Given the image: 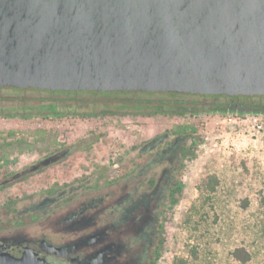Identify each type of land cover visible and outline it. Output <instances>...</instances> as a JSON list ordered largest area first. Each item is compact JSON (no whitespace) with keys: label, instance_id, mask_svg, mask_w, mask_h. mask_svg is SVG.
Returning <instances> with one entry per match:
<instances>
[{"label":"water","instance_id":"95a60500","mask_svg":"<svg viewBox=\"0 0 264 264\" xmlns=\"http://www.w3.org/2000/svg\"><path fill=\"white\" fill-rule=\"evenodd\" d=\"M3 87L264 95V0H0ZM70 150L2 178L0 188ZM0 264L31 259L3 255Z\"/></svg>","mask_w":264,"mask_h":264},{"label":"rangeland","instance_id":"374dc122","mask_svg":"<svg viewBox=\"0 0 264 264\" xmlns=\"http://www.w3.org/2000/svg\"><path fill=\"white\" fill-rule=\"evenodd\" d=\"M7 93L0 92V95ZM64 96L75 98L58 93L54 99L62 100ZM165 97L169 96L154 98ZM237 116L249 119L251 122L245 125L252 131L246 132L235 148L230 143L238 128L231 125L221 131L216 122ZM254 119L261 125L259 132L252 129ZM174 126L189 131L196 145L186 157L180 189L166 215L164 242L153 264H240L231 258L238 246L251 251L253 259L248 264H264V205L255 192L262 187L264 175V114L197 115L160 109L156 114L139 116L74 115L51 120L50 116L43 115L0 116V180L65 145L77 143L88 134L103 135L94 143L76 149L65 160L0 188V204L26 199L53 181L80 177L111 161L118 147H128ZM253 132L256 136H252ZM212 174L217 176L218 183L214 191H209L204 187V180ZM245 199L249 202L247 207Z\"/></svg>","mask_w":264,"mask_h":264},{"label":"flooded vegetation","instance_id":"af4514ba","mask_svg":"<svg viewBox=\"0 0 264 264\" xmlns=\"http://www.w3.org/2000/svg\"><path fill=\"white\" fill-rule=\"evenodd\" d=\"M165 94L169 97L162 102L133 103L149 105L146 110H117L116 115H145L156 108L197 115L231 108L264 112V95ZM98 136L88 134L60 149L70 147L69 157ZM195 145L182 127L163 129L118 147L111 161L80 177L53 181L26 199L0 204V256L29 258L31 264H153Z\"/></svg>","mask_w":264,"mask_h":264},{"label":"trees","instance_id":"16d2710c","mask_svg":"<svg viewBox=\"0 0 264 264\" xmlns=\"http://www.w3.org/2000/svg\"><path fill=\"white\" fill-rule=\"evenodd\" d=\"M8 92L7 94L0 95V116L1 117H22L28 118L35 115H43L50 117H64L71 113L79 116L89 117V116H101L116 114L117 110H127L135 112L138 109L146 110L148 106L133 105V103H143V99H149L150 101H164V98L155 99L156 95H166L164 92H141V91H50V90H40L37 88H13V87H3L0 88V92ZM43 93H48L50 96H45ZM65 94L73 95L75 98L68 99L69 96H64L62 100L58 98L54 99L55 94ZM87 95V96H85ZM88 95H90L88 97ZM105 95V97H104ZM111 96V97H108ZM107 96V97H106ZM123 96V97H122ZM96 99H90V98ZM100 97V98H99ZM117 98H134L137 101H114ZM98 99L102 100L101 102ZM92 100V101H91ZM118 100V99H117ZM138 107V109H137ZM75 109H85L84 112L75 111ZM156 111L145 113V114H156L159 112V108ZM136 113V112H135ZM262 187L255 190L259 197L261 205H264V175ZM218 183L216 175H209L206 180H204V187L206 190L214 191L215 186ZM245 207L248 206V199H245ZM195 250L191 253L194 254ZM231 258L235 263L248 264L252 261L253 255L249 249L245 246L236 247L232 253Z\"/></svg>","mask_w":264,"mask_h":264},{"label":"built area","instance_id":"2783aa9c","mask_svg":"<svg viewBox=\"0 0 264 264\" xmlns=\"http://www.w3.org/2000/svg\"><path fill=\"white\" fill-rule=\"evenodd\" d=\"M52 119V117H50V120ZM249 119H244L243 117L237 116V117H230L227 118L225 117L222 120H219L216 122V125L219 126V128L221 129V131H225L227 130V128H230L231 125H234L235 127L238 128V131L235 133L232 142L230 143L231 145H233L235 148L238 147V141L240 140V138H242L246 132L251 133V129L250 128H246L248 126H246V122H251L248 121ZM245 126V127H244ZM257 127V129H256ZM252 129L254 131H260L261 129V125L257 123V119H254V122L252 123ZM252 136H256V133L253 132Z\"/></svg>","mask_w":264,"mask_h":264}]
</instances>
